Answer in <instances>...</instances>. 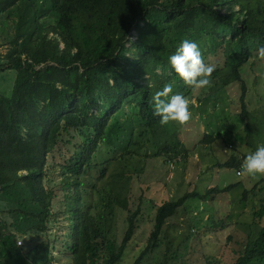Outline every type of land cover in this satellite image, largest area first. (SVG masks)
I'll list each match as a JSON object with an SVG mask.
<instances>
[{
    "label": "trees",
    "instance_id": "1",
    "mask_svg": "<svg viewBox=\"0 0 264 264\" xmlns=\"http://www.w3.org/2000/svg\"><path fill=\"white\" fill-rule=\"evenodd\" d=\"M1 14L17 20L9 41L12 48L5 56L10 62L7 68L17 75L11 95L0 93V201L9 206L17 234L46 231L58 196L56 189H46L43 183L47 157L58 144L61 131L91 130L94 135L84 143L78 161L69 159L61 185L68 192L65 206L73 228V262L118 264L136 233L140 209L130 215L119 247L109 240L99 243L96 218L81 202L77 187L80 176L86 167L94 166L91 159L99 144L130 142L119 119L125 105L138 107L128 119L130 123L136 119L150 131L162 126L160 117L154 115L151 98L167 83L173 84L172 94L184 95L185 83L169 61L184 39L198 43L204 56L222 50L223 67H216L212 76L226 86L242 84V116L247 118V87L241 71L264 45V3L0 0ZM220 192L211 189L201 198ZM191 196L164 201L157 207L150 244L159 238L166 220ZM258 220H264V204ZM12 224L0 218L1 264H34L21 257L17 236L10 231ZM148 251H143L135 264H141ZM235 264H264V225Z\"/></svg>",
    "mask_w": 264,
    "mask_h": 264
},
{
    "label": "rangeland",
    "instance_id": "2",
    "mask_svg": "<svg viewBox=\"0 0 264 264\" xmlns=\"http://www.w3.org/2000/svg\"><path fill=\"white\" fill-rule=\"evenodd\" d=\"M14 20L0 15V68L4 65L0 93L5 96L11 95L17 75L7 68L10 62L5 58L12 48ZM223 37L231 38L230 34ZM221 53L204 56L206 63L223 67ZM241 73L247 87V118L242 116L240 82L226 86L212 76L211 87L194 89L182 80L184 96L191 102L192 118L187 124L169 123L150 131L136 119L128 121L137 113V104L125 105L119 119L130 142L101 143L95 150L94 166L86 167L77 187L85 211L96 218L101 231L98 242L109 240L119 247L130 215L140 209L136 233L118 264H135L147 248L141 264H235L246 244L258 236L264 225V220L258 222L264 175L236 173L246 156L264 144V60L254 52ZM93 135L86 128L63 130L47 157L43 183L46 189H56L58 196L46 231L17 234L9 206L0 201V218L12 224L21 257L34 264H74L73 228L65 206L68 192L61 185L69 159L77 162ZM226 163L234 166L224 167ZM211 189L222 192L201 198ZM186 194L192 196L150 244L157 207Z\"/></svg>",
    "mask_w": 264,
    "mask_h": 264
},
{
    "label": "clouds",
    "instance_id": "3",
    "mask_svg": "<svg viewBox=\"0 0 264 264\" xmlns=\"http://www.w3.org/2000/svg\"><path fill=\"white\" fill-rule=\"evenodd\" d=\"M257 55L264 60V45L257 49ZM171 67L178 76L194 89H206L213 84L212 74L215 66L205 61L200 46L195 41L184 39L175 54L169 58ZM173 93V84L167 83L162 90L151 98L154 105V115L160 117L161 125L177 123L187 124L191 118L190 100L183 94ZM238 176L264 175V144L250 152L236 173Z\"/></svg>",
    "mask_w": 264,
    "mask_h": 264
}]
</instances>
